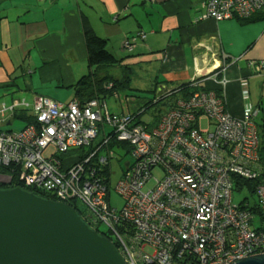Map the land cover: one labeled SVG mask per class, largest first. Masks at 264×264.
<instances>
[{"label":"built area","instance_id":"built-area-1","mask_svg":"<svg viewBox=\"0 0 264 264\" xmlns=\"http://www.w3.org/2000/svg\"><path fill=\"white\" fill-rule=\"evenodd\" d=\"M205 10V17L216 21L249 19L264 11V0H205ZM136 38L145 40L147 34ZM235 61L223 55L216 69L189 81L207 78L224 88L229 83L224 66ZM258 112L249 106L235 118L221 94L198 90L145 125L132 114L110 113L105 100L62 104L39 96L31 124L17 133L0 132V169L12 170L0 174V182L10 183L16 174L57 202L84 206V219L108 228L126 264H233L264 254ZM122 153L133 162L126 163L116 184L124 200L117 209L110 204L111 168ZM246 181L257 184L259 217L250 212L251 201L233 204L236 185Z\"/></svg>","mask_w":264,"mask_h":264},{"label":"crops","instance_id":"crops-1","mask_svg":"<svg viewBox=\"0 0 264 264\" xmlns=\"http://www.w3.org/2000/svg\"><path fill=\"white\" fill-rule=\"evenodd\" d=\"M205 13V0H0V132H11L2 129L12 119L31 124L36 97L62 104L77 98L74 86L89 73L84 18L111 54L128 55L120 65L130 73L147 64L140 70L152 83L145 91L160 83L158 93L210 73L223 55L236 60L224 66L229 79L224 88L207 78L201 85L218 90L235 118L257 107L256 124L264 114V13L244 22L216 21ZM139 33L147 38H136ZM143 104L133 103L130 114Z\"/></svg>","mask_w":264,"mask_h":264},{"label":"water","instance_id":"water-1","mask_svg":"<svg viewBox=\"0 0 264 264\" xmlns=\"http://www.w3.org/2000/svg\"><path fill=\"white\" fill-rule=\"evenodd\" d=\"M0 264H126L69 205L0 189ZM233 264H264V254Z\"/></svg>","mask_w":264,"mask_h":264},{"label":"trees","instance_id":"trees-1","mask_svg":"<svg viewBox=\"0 0 264 264\" xmlns=\"http://www.w3.org/2000/svg\"><path fill=\"white\" fill-rule=\"evenodd\" d=\"M264 13V11H262ZM261 12L256 13V15L250 17L249 19H241L244 21H254L257 19H261L260 16L262 14ZM85 22V43L87 47L88 52V69L89 73L82 77L77 84L74 86V94L77 97V99L80 101L81 104H85L90 100H106L111 95H116L118 90H124L128 92H135L138 91L137 89L133 88L131 86V73L129 67L121 66L122 60H117L116 57L111 54L107 50V42L100 38L90 27L89 22L86 18H84ZM114 67H122L124 72V78L122 80H118L114 78L110 74V69ZM193 83L197 84V88L193 85ZM202 84V78H197L193 82L188 81L185 83H180L179 85H167L164 91L161 90L157 93L158 88L160 86V83H156L154 85V89H151L150 93L153 94L154 99L151 101L145 102L137 112L133 113L132 116L135 118V120H138V117L145 113L150 106L153 104H157L162 100L169 99V109L174 106L175 102L180 99H187L189 96H192L195 92L198 90H206L203 89ZM111 86V87H109ZM169 87V88H168ZM216 94L220 95L218 93V90H213ZM140 93V92H139ZM128 98L131 96H127ZM168 109V110H169ZM167 110V111H168ZM166 111V112H167ZM18 114V113H17ZM16 114V115H17ZM163 115V114H162ZM160 115V117L162 116ZM23 118V116H21ZM19 118V117H18ZM21 118V119H22ZM31 120V119H30ZM32 118V122H33ZM138 122V121H137ZM140 123V122H139ZM262 139L260 140V149L259 153L262 157V161L264 162V125L262 129ZM81 157L84 158L82 155L83 152L80 151ZM11 169H0V174L3 175H9L11 173ZM256 182H241V185H236V193H239L242 189V193H246L248 195L247 202L251 201L250 206V212L256 216H261V212L258 208V206L255 203V197H254V189L256 186ZM14 188H22L24 190H27L31 193L36 194L37 196H40L44 199L55 201L56 199L47 193H44L42 191L27 187L23 183L19 181V178L16 174L12 176V181L10 183H4L0 182V189L1 190H8V189H14ZM251 199V200H249ZM69 206H71L87 223V221L84 219L85 209L82 210L81 206L78 203H69ZM93 230L97 231L99 235L106 237L109 239L115 246L118 248V243L115 240V238L112 237V235L109 232H101L98 225L92 226L89 223H87ZM120 233L125 232L124 228L122 226L118 227ZM127 232V231H126Z\"/></svg>","mask_w":264,"mask_h":264},{"label":"rangeland","instance_id":"rangeland-1","mask_svg":"<svg viewBox=\"0 0 264 264\" xmlns=\"http://www.w3.org/2000/svg\"><path fill=\"white\" fill-rule=\"evenodd\" d=\"M127 53H129L127 51ZM130 54V53H129ZM117 60H127L129 57L126 53H122L121 55L117 56ZM123 63V62H122ZM117 68V67H112L110 69V74L114 76V78L118 80H122L124 78V72L123 69ZM147 69V64L140 63L132 68V73H131V86L138 91L135 92H128L124 90H118L116 95H111L108 98H106V107L109 110L110 113H115V114H121L123 116H128L130 115V108L133 106V103H147V101H151L154 99V96L152 93L145 91L149 90L150 86L152 85L151 79L149 78L148 75L140 72V70H146ZM140 92V93H139ZM131 96V97H127ZM169 99L167 100H162L157 104H153L148 108V110L141 114L138 117V122H141L145 125H152L155 124L158 119L160 118V115H162L169 103ZM234 101V99H233ZM264 114L261 112L260 117L256 121V125H258L259 132L261 134L263 125H264ZM12 125L9 127H4L2 129L3 131H11L14 133L20 132L25 128V122H22L20 120L12 119ZM204 126H207L204 122ZM108 130V129H107ZM103 139V136L100 135L97 139L96 142H100ZM51 149H48L46 152V155H51ZM124 153L119 155V158L115 160L112 164V175H111V188H112V193L110 197V204L112 207L121 209L124 205V200L123 198L118 195L115 191L116 184L118 181L121 179V176L123 174V168L125 167L126 163H131L133 162V158L130 154H127L126 156L123 155ZM248 198V195L246 193H234L233 194V204L234 205H240L245 199ZM251 200V199H249ZM82 210H84V206L81 207ZM100 231L101 232H108V228L105 225H99Z\"/></svg>","mask_w":264,"mask_h":264},{"label":"clouds","instance_id":"clouds-1","mask_svg":"<svg viewBox=\"0 0 264 264\" xmlns=\"http://www.w3.org/2000/svg\"><path fill=\"white\" fill-rule=\"evenodd\" d=\"M203 79V78H202Z\"/></svg>","mask_w":264,"mask_h":264}]
</instances>
